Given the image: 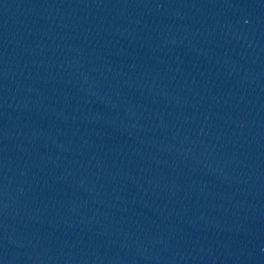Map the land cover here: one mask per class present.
<instances>
[{
  "label": "water",
  "instance_id": "water-1",
  "mask_svg": "<svg viewBox=\"0 0 264 264\" xmlns=\"http://www.w3.org/2000/svg\"><path fill=\"white\" fill-rule=\"evenodd\" d=\"M0 264H264V0H0Z\"/></svg>",
  "mask_w": 264,
  "mask_h": 264
}]
</instances>
